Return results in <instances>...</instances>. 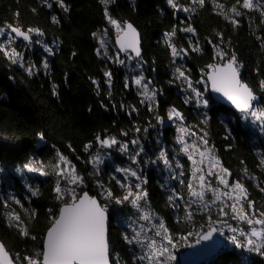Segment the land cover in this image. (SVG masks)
Wrapping results in <instances>:
<instances>
[{
    "label": "trees",
    "instance_id": "trees-1",
    "mask_svg": "<svg viewBox=\"0 0 264 264\" xmlns=\"http://www.w3.org/2000/svg\"><path fill=\"white\" fill-rule=\"evenodd\" d=\"M60 3L65 7H60ZM60 3L57 0H0V32L9 36L10 41L15 40L12 44L0 39V170L7 175L9 184L19 189L18 195L8 200L3 196L5 187L0 186V242L11 259L16 264H28L26 256L41 260L37 253L43 251L51 218L58 216L65 201L71 200L66 197L58 200L55 192L56 168L63 156L82 178L77 196L87 193L110 211L107 243L111 264H142L138 254L130 251L125 232L115 226L113 210L119 213L128 204L116 203L117 199L122 200L123 194L112 180L113 166L106 164L98 173L92 156L100 150L98 136L101 140L115 139L119 143L135 141L140 146L143 140L147 147L159 131L156 130L158 121H165L173 109L182 115L180 126L194 138L189 142L207 141L205 145L219 161L220 168L231 174L229 183L239 181L247 189L248 199L254 206L249 210L244 201L246 214L259 217L264 213V191H261L264 189V165L261 164L264 124L253 128L249 120L241 119L242 114L232 112L209 96L205 98L208 108L202 109L194 104L192 93L193 89H200L199 81L211 71L210 65L227 63L234 56L242 81L257 97L249 113L264 111V89L260 87L264 80V23H261L264 16L256 10L239 9L243 15L233 17L238 20L234 27L217 14L220 9L214 3L223 4L227 11L236 0H205L203 7L194 0H171V3L169 0H106V3L60 0ZM185 8L190 11H184ZM105 11L120 26L133 24L141 36L143 76L158 92L156 104H144L126 80L121 66L116 65L112 27ZM188 26L194 33L180 31ZM10 27L39 34V43L47 53L41 55L39 51L38 55H30L29 46L10 36ZM174 30V35L166 36ZM104 32L112 38L107 49L99 43ZM173 47L177 50L176 56H172ZM13 49L19 53L15 62L5 55ZM177 69L187 80L179 77ZM105 73H110V78ZM161 134V141L173 153L166 160L183 168L177 174L180 182H171L173 194L180 199L173 204L169 198H175L174 195L164 187L159 188L155 176L148 172L145 188L148 210L163 220L173 244L182 243L185 238L194 242L210 225L219 223L215 215L221 205L198 213L194 207L190 211L191 219L187 218L186 193L190 178L187 161L184 157L174 159L179 152L175 149L173 129L169 127ZM26 165H34L45 173L43 178H29L33 196L25 194L18 187L21 186L18 179L10 175L11 170ZM178 170L175 167L174 172ZM106 191L112 193V198H102ZM224 211L225 224L250 230L247 223L236 222L231 207ZM9 212L20 218L19 224L9 223ZM21 226L27 229V236L20 233ZM237 242L224 247L203 264H264V255L246 250L248 247L241 240Z\"/></svg>",
    "mask_w": 264,
    "mask_h": 264
},
{
    "label": "snow or ice",
    "instance_id": "snow-or-ice-1",
    "mask_svg": "<svg viewBox=\"0 0 264 264\" xmlns=\"http://www.w3.org/2000/svg\"><path fill=\"white\" fill-rule=\"evenodd\" d=\"M57 2L60 3V0H57ZM102 2L106 3V0H102ZM169 2L171 3V0H169ZM194 2L199 4L201 7L205 4V0H194ZM173 6L175 7V5ZM49 7H51V5H49ZM60 7L64 8L65 6L63 3H60ZM214 7L220 9L217 14L222 15L224 19L228 20L234 27L238 25V20L233 17H240L243 15L239 9H244L249 12L256 10L260 12L261 16H264V4H261V0H236V3L231 8L227 9V11H225L223 4L214 3ZM183 10L186 12L190 11V9L187 8ZM65 11H67L66 8ZM229 13H231V16ZM105 16L109 19L110 24L117 27V29H120V25L117 24L116 20H113L108 16L107 11H105ZM53 20H55V17H53ZM261 23H264V21H261ZM11 31L15 33L17 37H22L25 41L29 40L28 34L22 32L19 28L13 27ZM28 31L31 32L33 30L29 29ZM180 31L194 33L191 26L180 29ZM174 34L175 30L170 34H166V36L170 37ZM117 42L120 45L121 51L131 50L132 52H135L137 56L140 55L139 48L137 47L138 41L136 39V30L131 24L124 26L122 29V35L118 36ZM169 47H172V45H169ZM172 54L173 56L178 54L174 47L172 48ZM217 54L223 57V53L218 52ZM5 55L12 58L13 62H15V58L19 56V53L13 49L11 52H6ZM120 62L123 63V61ZM45 67H47V65H45ZM209 67L212 69L208 75V80L211 82L212 90L225 96L241 112H248L249 109L252 108V102L256 100L257 97L253 94L249 86L241 81L235 57L233 56L223 66L210 65ZM177 71L179 72V77L187 80V77L182 71L179 69H177ZM105 75L110 78V73H105ZM141 79L142 78L136 79L134 81L135 84L140 85ZM189 86H191V82H189ZM260 87L261 89H264V80L260 82ZM193 92H195L197 97L201 96V94L195 89H193ZM143 95L148 100L153 99V96L149 94L147 86H144ZM204 106L207 107L206 101H204ZM173 115L176 118L180 117V113L176 112L175 109L171 110L169 119H172ZM251 115L257 119H261L264 118V111L259 113L252 111ZM181 131L183 132L185 130L182 129ZM97 141L102 147H110L111 145L117 143L115 139L101 140L99 136L97 137ZM178 142L183 143L182 139ZM133 143L136 142L133 141ZM204 143L206 144L207 141H204ZM87 147L88 146H86V148ZM121 148L126 151L127 145H122ZM189 148H192V152H189ZM183 151L188 153V159L192 161V164L194 165L192 170L193 179L192 181H189L187 185L189 194L192 197L185 210L187 218L191 219L192 217V213L187 209L191 208L194 203L197 204L198 207L203 206L204 209H208L210 207V205L205 202L204 196L206 191H211L213 194L212 204L220 201L223 205V207L220 208V213L222 215L226 214L224 211L225 208L231 207L233 218L239 219L240 221H244L248 224L250 228V231L247 234L250 238L246 241L249 246L248 250L256 251L257 253L264 255V251H262V249H264V213H260L259 217L254 215L249 216L246 214L243 202L247 201V209L249 210L253 209L254 202L248 199L247 189L244 185L239 181L230 184L226 177H229L231 174L227 169L222 167L220 168V172L223 173V175L214 173L213 168L219 165V161L216 160L214 156L209 155L208 150L199 151V149L195 146L185 145ZM197 151H199V161L193 158ZM161 156L163 157V153ZM132 159L133 163H135V157ZM60 160L65 164L68 163L63 156H60ZM205 160L208 161L207 175H215L218 184L222 185L224 189H227V191L222 192L220 188H213L210 183H206L205 174L203 173V169L200 167V165L205 163ZM261 164L264 165V161H261ZM35 170L36 169L34 168H29V171ZM116 171L126 173L129 176L137 175L136 172L127 168H117ZM58 175L64 176L69 185H78L82 182V178L76 174L74 168L65 167L58 172ZM137 179H139V177H137ZM135 187L138 190L140 189L139 184L135 185ZM67 191L69 195H71V200L65 201L59 208L58 216L51 218V226L47 230L43 241V251L41 253H37L38 256H42V260L38 261L27 256L24 257V259L28 262V264H109L110 257L105 230L106 210L97 203L95 198L89 197L87 193L77 196L75 195L74 188L68 189ZM261 191H264V189H261ZM55 192L57 199L62 200L63 190L59 184L57 185ZM106 195L108 198H112V193L110 191H106ZM146 195L147 194L143 191L133 193L129 190L127 195H125L122 200L117 199L116 203L120 204L132 197L130 203L133 206H137L139 201L144 199ZM222 197L232 203L230 205L225 204ZM175 198L180 199L178 195ZM169 199L171 200L172 197ZM49 211L51 212V209H49ZM10 219L17 221V223H19L20 220V218L15 215H11ZM141 219L148 220L149 217L145 215L142 216ZM159 229L163 231H156L155 236L159 237L162 242H166V244L162 243L160 246H157L154 240L145 244L144 240L141 239L140 232H136L131 239L127 237L125 238L129 244L135 243L140 245L142 248L146 247L147 251L139 257L140 260H146V264H168L169 261L175 259V257L171 255L169 248L166 246L172 245L173 241L167 235V229L164 228L163 223H160ZM19 230L24 236L29 234L27 229L23 226H21ZM217 230L218 229L214 227H210V229L206 233H203L199 239L210 240L212 239L213 233ZM231 230L234 232L236 231V229ZM241 235H243V233H241ZM252 238H255V242ZM32 239H35V237H32ZM232 239L234 240L235 238L233 237ZM197 242H199V240ZM161 257L164 259L161 260ZM0 264H12V261L8 258V253L5 251L3 245H0Z\"/></svg>",
    "mask_w": 264,
    "mask_h": 264
},
{
    "label": "rangeland",
    "instance_id": "rangeland-1",
    "mask_svg": "<svg viewBox=\"0 0 264 264\" xmlns=\"http://www.w3.org/2000/svg\"><path fill=\"white\" fill-rule=\"evenodd\" d=\"M110 25L112 27V30L110 31L111 36L115 40V38L118 37V35L122 32V29L124 28L125 24L123 26H120V29H117V27L113 26L112 24H110ZM111 36H109L106 32H104L102 34L101 38H99V43H100L101 48L107 49V47H108V45H110V41L112 39ZM1 38L4 39L3 41H7V43H10L12 41V44H15V40L10 41L9 36H6L4 33H2V31L0 32V39ZM114 40H113V43H114ZM114 48H115V45H114ZM29 50H30V55H33V54L38 55L39 51L41 52L40 53L41 55H44V53H47V50L45 49V46H43V45L38 46L36 44L35 46L30 47ZM114 50L115 51L113 52V54H114V58L116 59V61H115L116 65L119 67L121 66L123 73L125 72V75L127 76L126 80L131 82L132 88L136 89L137 93H139V96H140L141 100H143V103L149 104V106L156 104L158 92L155 91V89L152 87V83L150 81H147V78L145 76H143L144 70H142L143 65H142V62L140 61V60H142V58H141L142 48H141V54L139 57H135L130 53H126L125 56H121V55H119L117 48ZM129 57H131V58H129ZM20 58H21V56H20ZM120 61H123V63H121ZM206 76H207V74H205L201 78V81H199L200 89L196 90L197 92H199L201 94V96L197 97L196 95H194L195 99L193 101L194 104H197L202 109L208 108V103H207V107H205L204 101H205V98L207 96H210ZM139 78H142L141 84L137 85V84H135L134 81L136 79H139ZM149 84L151 86H149ZM144 86H147L149 94L153 96L152 100L146 99L145 96L143 95ZM192 93L195 94V92H193V90H192ZM249 110H251V109H249ZM253 111H255V110H253ZM170 112L168 113V118L165 121H162V120L158 121L156 130H159V131H158V133L155 134L154 141L151 140V144L149 142V145L147 147H145L143 140H142L141 146L137 143H135V144L130 143V142L129 143H122V142L119 143L116 141L117 142L116 144H113L108 148L101 146L99 148L100 150L96 151L95 154L92 156V164L94 165V169L97 170L98 173H101L102 169L106 166V164L113 166L112 180L115 183V185L118 187V189L121 190L123 197L125 195H127L129 190H131L133 193H136L137 191H143L146 193L145 188L147 186L148 172H151L153 174V176H155V179L157 181V184L159 185V188L164 187V189L168 190L171 193V195H174V197L177 196L175 193L173 194V191H172L173 184H171V182L178 180L177 174L180 175L183 168L179 167V165L177 163H176L177 164V166H176L175 164L169 163V161L166 160L167 157L173 156V153L171 154L172 149H170L167 144H163V142L161 141L162 140V138H161L162 134L161 133L163 132V130H165L169 127H171L174 131L173 137H175V147H176L175 149H177V152H179L178 154H176L174 156V159H177L178 157H184L185 160L187 161V168L190 171V178L187 180V183H189V181H192V179H193L192 170H193L194 165L192 164V161H190L188 159V153L183 151V148L185 147V145L195 146L196 148L199 149V151L208 150L209 155L214 156L211 149L207 148V145H205V143H203L201 141H197V142L193 141V143H190L189 140H193L194 138L191 135H189V133L186 129H184L182 126H180L182 123V121H181L182 115L180 118H176L173 115L172 119H169ZM241 119L242 120H245V119L249 120V123L252 124L253 128L260 127L264 124V118L257 119L256 117L252 116L251 112L249 113V111L243 112L241 115ZM182 129L185 131L182 132L181 131ZM181 139H182L183 143L178 142ZM109 140H111V139H109ZM144 140H146V139L144 138ZM199 144H200V146H199ZM122 145H127L126 151L122 150V148H121ZM147 148H148V150H147ZM109 149H111V150H109ZM113 151H117V152H113ZM199 151H197L193 157L197 161L200 160ZM189 152H192V148H189ZM137 153H138V155H137ZM162 153H163V157L161 156ZM113 156H117L116 159H114ZM133 157H135V161H136L135 163H133V159H132ZM207 165H208L207 160H205L204 164L200 165V167L203 169V173L205 174L206 183H210L213 188H220V190L222 192L227 191V189H224V187L222 185L218 184L215 175H213V176L207 175V172H208V166ZM30 167L34 168L36 170L35 171H29ZM65 167L72 168L71 165H69V163L65 164L64 162L59 160V162L57 164L55 175H57L56 176L57 177V185L59 184V186L63 190V198L66 197L67 199L68 198L71 199V195H69L67 190L74 188L75 195H77L80 184L69 185L67 182V179L64 176L58 175V172H60ZM175 167H176V169L179 168V170L176 172H174ZM117 168L130 169V170L136 172L137 175L136 176H129L126 173L117 172L116 171ZM39 170H41V169L35 167L34 165H32V166L26 165L25 167H21L20 169L11 170L10 172L12 174H10V175H13L18 179V182L21 185L18 187H20L21 190H23V192L25 194L31 193V195L33 196L34 191H31L29 189L28 182H29V178L33 177V176H38L40 178L44 177L45 173H43L42 171H39ZM213 172L218 173L220 175H223V173L220 172V165H217L216 167H214ZM6 176L7 175L2 173L0 170V186L5 187L3 196L6 199L11 200V199L15 198V195H18L19 189H16L17 187L14 189L12 184H9V179H7ZM137 177H139V179H137ZM226 178L228 179V177H226ZM178 181L180 182V180H178ZM2 184H5V185H2ZM137 184L140 185L139 190L135 187V185H137ZM186 194L188 195L189 200H191L192 197L189 194L188 187H187V193ZM210 194H212L211 191H206L205 196H204L205 202L210 205V207L208 209H204L203 206L198 207L197 204L194 203L192 205V207L187 209V210L192 211V209L195 207L196 208L195 211H197L196 213H198V212H207V211H209V209H212L213 207L219 206V204L221 205L220 207H223V205L220 203V201H217L215 204H212L213 194L212 195H210ZM102 198H104V200L109 199L107 197V195H104V194L102 195ZM131 199H132V197H130L129 200H125V202L128 204V207L126 209L124 208L123 211H121V209H120L119 213H117L116 209L113 210L114 213L116 214V215L114 214L115 217H113L116 221L115 226L117 225V226H119L120 229L122 228V231L125 232V236H124L125 238L127 237V238L131 239L135 235L136 232H140L141 233V239L144 240L145 244H147L151 240H154L156 242L157 246H160L162 243L166 244V242H162L159 237L155 236L156 231H158V230L163 231V230L159 229V225H160V223H163V225H164V222H163V220L158 219L154 215V213H152V212H150V210H148L149 208L147 206V196L144 199L140 200L139 204L137 206H133L130 203ZM222 199L224 200L225 204L230 205L232 203L231 201H228L226 198L222 197ZM189 200H186V201L189 202ZM177 201H179V200L176 198H172L173 204H176ZM113 202H115V201H112V203ZM104 209L106 210L107 216L109 218V216H110L109 215V212H110L109 209H107V208H104ZM231 214H233V213L231 212ZM11 215L16 216V214L9 212L8 216H7V220L9 221V223L11 225L17 224V221L10 219ZM145 215H147L149 217L148 220L141 219V217L145 216ZM215 216H217V218L220 219L219 223L215 224V225H210L208 227V229L206 231H204L203 233H206L210 229V227H214V228L218 229L216 231V236L218 239H221V241L223 243L221 250L224 247L232 246V244L238 243L237 241H239V240H241L243 245L249 247L247 245L246 241L248 238H250L247 235L250 230L245 229V227L236 226L235 224H231V225L225 224L226 217L223 216L220 212L216 213ZM235 220H236V222L237 221L242 222L236 218H235ZM164 228L166 229L165 225H164ZM231 229H236V231L234 232ZM203 233H200L199 235H197L194 242L188 241L185 238V240H183L182 243H177V244L174 243L172 245H166L169 248L171 255H173L175 257V259L172 261H169L168 264H180V261H179L180 255L184 254L186 252V250H190L192 248V245L198 241V238ZM221 233H223V234H221ZM241 233H243V235H241ZM167 235H168V230H167ZM233 237L235 238L234 240L232 239ZM252 239L255 242V238H252ZM126 242H127V240H126ZM129 247H130V251H135V253L138 254V258L145 251H147L146 247L142 248L140 245L135 244V243L129 244ZM246 250H248V248H246ZM163 259L164 258L161 257V260H163ZM207 260H205V261H207ZM139 261L142 264H146V260H140L139 259ZM205 261H203L201 264H203Z\"/></svg>",
    "mask_w": 264,
    "mask_h": 264
},
{
    "label": "water",
    "instance_id": "water-1",
    "mask_svg": "<svg viewBox=\"0 0 264 264\" xmlns=\"http://www.w3.org/2000/svg\"><path fill=\"white\" fill-rule=\"evenodd\" d=\"M127 24H131V23H126L125 25ZM132 27L136 30V39L138 41L137 43V47L139 48V52L141 54V36L139 35L137 29L135 28V26L133 24H131ZM10 30V34L16 38L17 40H20V41H25L23 40L22 37H17L15 35V33H13L11 31L12 27L9 28ZM23 32V31H22ZM122 35V32L118 35V36H121ZM118 40V37L115 38L114 40V45H115V48H117L119 54L121 56H125L126 53H130L132 54L133 56L135 57H139L136 55L135 52H132L131 50H127V51H121L120 49V45L119 43L117 42ZM31 40H27L25 41L26 43H29ZM186 55V54H185ZM217 66H223L221 64H218ZM209 75V74H208ZM208 75L206 76L207 78V82H208V90H209V94H210V97L215 100V101H218L221 105L223 106H227L228 108H230L233 112H241L239 109H237L235 107V105H233L231 103V101H229L225 96H223L221 93L219 92H215L212 90V85H211V82L208 80ZM241 79V78H240ZM250 88V87H249ZM252 90V88H250ZM253 92V90H252ZM254 94V93H253ZM253 104V102H252ZM180 117H181V114H180ZM179 117V118H180ZM98 147L100 148L101 147V144L98 142ZM105 148H108V147H105ZM84 194V193H83ZM81 194V195H83ZM90 197V196H89ZM94 198V197H92ZM97 200V199H96ZM97 203L99 204L98 200H97ZM100 205V204H99ZM59 212V211H58ZM109 225H110V221H109V218L107 216V213L105 211V230H106V239L108 241V228H109ZM47 233V232H46ZM46 235V234H45ZM199 242H195L193 245H192V248L190 250H186V252L182 255H180V264H201L203 261L209 259L211 256H214V255H217L221 252V248H222V241L221 239H218L217 236H216V231L213 233V236H212V239L210 240H201L199 239ZM0 245H3L2 242H0ZM4 246V245H3ZM43 247V246H42ZM5 248V247H4ZM108 249H109V244H108ZM5 251L8 253V258L12 261V264H16L14 262V260L11 259V256H10V253L7 251V249H5ZM110 257V256H109ZM41 259H42V256H41ZM109 264H111V262L109 261Z\"/></svg>",
    "mask_w": 264,
    "mask_h": 264
},
{
    "label": "bare ground",
    "instance_id": "bare-ground-1",
    "mask_svg": "<svg viewBox=\"0 0 264 264\" xmlns=\"http://www.w3.org/2000/svg\"><path fill=\"white\" fill-rule=\"evenodd\" d=\"M210 72H211V71H210ZM210 72H209V73H210ZM209 73H208V74H209ZM239 73H240V71H239ZM240 78H241V77H240ZM241 81H242V79H241ZM242 82H243V81H242ZM243 83H244V82H243ZM214 256H216V255H214ZM214 256H211L210 258H212V257H214Z\"/></svg>",
    "mask_w": 264,
    "mask_h": 264
}]
</instances>
